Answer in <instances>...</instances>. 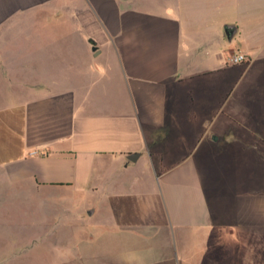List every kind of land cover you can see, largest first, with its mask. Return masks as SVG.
Returning a JSON list of instances; mask_svg holds the SVG:
<instances>
[{"label": "crops", "instance_id": "obj_1", "mask_svg": "<svg viewBox=\"0 0 264 264\" xmlns=\"http://www.w3.org/2000/svg\"><path fill=\"white\" fill-rule=\"evenodd\" d=\"M27 192L65 264L260 254L264 0H0V203Z\"/></svg>", "mask_w": 264, "mask_h": 264}, {"label": "rangeland", "instance_id": "obj_2", "mask_svg": "<svg viewBox=\"0 0 264 264\" xmlns=\"http://www.w3.org/2000/svg\"><path fill=\"white\" fill-rule=\"evenodd\" d=\"M31 196L27 192V195L17 196L13 200L7 198L0 203V264H65L62 259L66 256H69V260L76 259L78 250L73 247V241H68V245L61 241H54L53 245H49L51 241L33 237L38 231L35 227L41 217L38 219L30 208L34 205L31 202L34 198ZM77 199L78 197L64 190L54 194L53 200L59 207L53 210V229L78 232L79 225L75 215H71L69 219L64 212L66 205L61 204L65 201L70 205ZM76 208L73 207V214ZM244 259L245 264H264V248L260 254H247Z\"/></svg>", "mask_w": 264, "mask_h": 264}, {"label": "built area", "instance_id": "obj_3", "mask_svg": "<svg viewBox=\"0 0 264 264\" xmlns=\"http://www.w3.org/2000/svg\"><path fill=\"white\" fill-rule=\"evenodd\" d=\"M247 60L246 55L241 52L231 53L228 57V62L230 64H238L245 62Z\"/></svg>", "mask_w": 264, "mask_h": 264}, {"label": "water", "instance_id": "obj_4", "mask_svg": "<svg viewBox=\"0 0 264 264\" xmlns=\"http://www.w3.org/2000/svg\"><path fill=\"white\" fill-rule=\"evenodd\" d=\"M226 33L228 36H230V32L227 30V28H226ZM92 44H93L92 50H96L95 44L93 42H92Z\"/></svg>", "mask_w": 264, "mask_h": 264}]
</instances>
